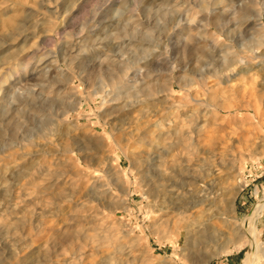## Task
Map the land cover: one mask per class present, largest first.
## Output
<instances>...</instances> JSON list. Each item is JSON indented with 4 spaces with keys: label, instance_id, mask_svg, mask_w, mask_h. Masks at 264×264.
Wrapping results in <instances>:
<instances>
[{
    "label": "rangeland",
    "instance_id": "1",
    "mask_svg": "<svg viewBox=\"0 0 264 264\" xmlns=\"http://www.w3.org/2000/svg\"><path fill=\"white\" fill-rule=\"evenodd\" d=\"M262 195L264 0H0V264H264Z\"/></svg>",
    "mask_w": 264,
    "mask_h": 264
},
{
    "label": "bare ground",
    "instance_id": "2",
    "mask_svg": "<svg viewBox=\"0 0 264 264\" xmlns=\"http://www.w3.org/2000/svg\"><path fill=\"white\" fill-rule=\"evenodd\" d=\"M245 13L244 12H241V15L242 16H245L244 15ZM220 19V18H218ZM223 20V19H221ZM220 21V20H219ZM221 25H223V22H221ZM243 36V35H242ZM240 40V39H239ZM217 51V50H216ZM212 51L211 52H208V56L207 57H211ZM255 57V56H253ZM252 57V58H253ZM262 62V61H261ZM249 69V68H247ZM242 70V69H240ZM171 185V184H170ZM168 185V187L170 186ZM175 186V185H174ZM174 186H171L167 191L169 192V197H170V202H171V206L169 207L168 210H170L171 212L175 213V215H177L179 218L180 217H183V209L182 208H185V207H189V206H192V205H195V204H201L204 200V197L202 198L200 195H197V196H194V197H191V198H182L181 196L178 195V193H176L177 189L174 188ZM176 187V186H175ZM262 197H264L262 195ZM259 207L257 208V210L253 213L252 217L250 218V220H248L246 222V226L248 225V228L251 227V228H254V219L259 215L263 205H264V200H259ZM166 219H163V221H165ZM198 228V227H197ZM250 228V229H251ZM197 229H195L196 231ZM250 232V231H249ZM248 233V232H247ZM251 233V232H250ZM259 244V243H258ZM256 245V244H255ZM252 247V246H251ZM255 251H256V248L254 246L253 249H251V251L249 253H246V256H245V259H244V262L243 264H255V262L258 261V257H255ZM257 252V251H256Z\"/></svg>",
    "mask_w": 264,
    "mask_h": 264
}]
</instances>
